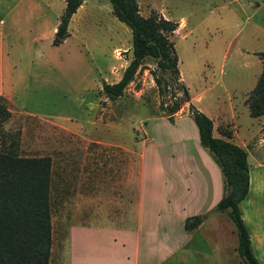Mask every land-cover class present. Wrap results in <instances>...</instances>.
<instances>
[{
  "label": "rangeland",
  "instance_id": "374dc122",
  "mask_svg": "<svg viewBox=\"0 0 264 264\" xmlns=\"http://www.w3.org/2000/svg\"><path fill=\"white\" fill-rule=\"evenodd\" d=\"M137 1L142 15L178 22L170 38L190 101L208 113L231 112L218 128L231 129L250 159H264V113L250 115L246 103L264 66L259 54L264 51V0ZM62 7L63 0L52 2L56 14ZM70 31L59 45L49 34L31 45L16 37V69L24 76L26 94L7 98L0 93L11 109L2 124L5 138L17 139L22 155L51 158L48 264H92L90 253L107 242L112 230L103 239L102 231L90 227L117 226L113 223L120 216L134 211L138 188L146 208L167 212L169 201L194 204L200 188L221 182L218 164L200 144L188 102L172 118L161 109L181 91L168 72L167 85L158 89L155 58L144 59L121 96L111 100L103 93L102 81H117L132 57L131 29L113 14L109 0H86ZM39 51L51 59L56 73L46 75L57 78V86L35 80ZM197 146L217 166L218 177ZM176 210L187 209L176 205ZM220 211L229 216L227 209ZM239 261L245 264L240 255Z\"/></svg>",
  "mask_w": 264,
  "mask_h": 264
},
{
  "label": "trees",
  "instance_id": "16d2710c",
  "mask_svg": "<svg viewBox=\"0 0 264 264\" xmlns=\"http://www.w3.org/2000/svg\"><path fill=\"white\" fill-rule=\"evenodd\" d=\"M84 0H65L56 26L53 44L68 36L71 15ZM113 14L131 29L132 57L120 78L114 82L102 81L105 96L114 100L121 96L146 57L156 60L153 78L160 91L167 85L165 74L180 88L181 96L172 94L173 100L161 103L169 118L183 102L198 129L201 145L206 148L220 167L223 194L216 208L226 210L237 232V251L245 264H261L255 255L248 227L242 216L241 201L249 189L247 150L232 140L233 132L219 127L221 136L213 134V120L190 101L187 86L178 69V56L170 34L178 22L163 15H142L137 0H109ZM264 55V51L259 52ZM165 103V104H164ZM246 103L252 116L264 113V66L250 89ZM11 115L4 97L0 98V264H48L51 252V203L49 187L51 158L48 155H22L18 140H7L2 128ZM192 219H191V218ZM203 214L186 218L185 227L197 226Z\"/></svg>",
  "mask_w": 264,
  "mask_h": 264
},
{
  "label": "crops",
  "instance_id": "0c3cea01",
  "mask_svg": "<svg viewBox=\"0 0 264 264\" xmlns=\"http://www.w3.org/2000/svg\"><path fill=\"white\" fill-rule=\"evenodd\" d=\"M53 1L55 0H0V93L7 98L25 95L27 90L22 72L19 67L16 69L20 61L15 57V38L19 36L25 40L26 45H31L42 40L44 34H49L52 43L60 17V13L53 12ZM85 1L70 17L68 36L71 35L70 25L74 19L77 20ZM64 5L65 0L63 9ZM37 55L35 68L37 67L38 72L35 74V80L39 77V81L57 86V78L49 79L46 75L47 71L50 73L54 71L51 59L40 51ZM92 71L95 77L98 76L94 71V65ZM120 76L121 74L113 80L119 79ZM197 107L212 118L213 134L221 136L217 123L227 121L226 118L232 117V113L229 111L208 113L202 106ZM233 138L232 140L236 142ZM236 143L247 150L249 164V189L240 203L242 216L249 230L253 251L260 263L264 264V159L258 157L250 159L245 144L239 141ZM197 151L204 155L203 158L207 162L209 161L215 176L218 177V168L209 155L199 146ZM200 193L201 198L196 203L178 205L172 200L169 201V211L162 212L159 207L146 208L141 201L142 188H138L137 200L131 207L134 211L120 216L118 223H113L117 224L113 225L114 229L104 226L90 227L102 231L103 239L106 238V231L112 230L107 242L103 241V245L99 244L90 253L92 264H240L234 223L229 216L215 209L223 194L222 174L219 185L200 188ZM176 205L177 208L187 210L178 212ZM196 214L204 215L202 221L194 228H186L184 225L186 218ZM171 220H175L174 223ZM98 235L99 240L101 238Z\"/></svg>",
  "mask_w": 264,
  "mask_h": 264
}]
</instances>
